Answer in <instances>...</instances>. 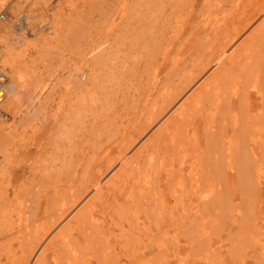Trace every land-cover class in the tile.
Segmentation results:
<instances>
[{"label":"bare ground","instance_id":"bare-ground-1","mask_svg":"<svg viewBox=\"0 0 264 264\" xmlns=\"http://www.w3.org/2000/svg\"><path fill=\"white\" fill-rule=\"evenodd\" d=\"M103 1L96 38L81 11L56 29L82 61L56 111L27 58L10 75L0 63V264H173L166 249L174 264H264V0L169 1L146 92L119 117L101 105L107 126L86 145L98 116L77 89L96 86L123 37L157 26L149 0Z\"/></svg>","mask_w":264,"mask_h":264},{"label":"rangeland","instance_id":"rangeland-1","mask_svg":"<svg viewBox=\"0 0 264 264\" xmlns=\"http://www.w3.org/2000/svg\"><path fill=\"white\" fill-rule=\"evenodd\" d=\"M77 1L78 0H74V2L77 4V5H75V3H73V0H68L69 3L67 2V0H40V1H36V2L33 0L30 3L27 0H0V13L3 11L0 15L3 14V15H5V18H6L4 21H1V19H0V29L3 31V32H0V63L4 64V66H6V68H8L9 75H10V65H11L12 61L16 57H18V58L21 57L22 61H24V59L27 58L29 63L33 65V69L37 72L36 75L38 74V76H41L44 78V84H43L45 86L44 91H46V92L48 91L49 94H51L53 92L49 97H50V99H51L50 101L52 102V105H53L52 109H55V111H56L57 107L59 106V104L62 101H64L65 98H63L62 96L64 95L66 90L69 91L73 87L74 83L72 81V78L69 75L70 67L72 69H74L76 67L78 68L79 65L82 63V61L80 60V57L77 53V50H78L77 49L78 48L77 43L74 42L70 37L66 38L64 35L63 36L60 34L58 35L56 29L58 27H60L64 22H66L67 19L69 21V15H68L69 13L73 12L74 13L73 17H76L77 13L81 11V13L86 14V20L92 22V24H93V28H92L93 36H94V38H96L98 27L100 24L102 25V23L104 21V19H101L98 15L99 11L101 10L100 8H103V7L107 8L110 5V3L108 1L106 2L103 0H90V1L89 0L88 1L79 0L78 2ZM122 1L120 3L118 0V4L120 6L123 5ZM169 1H171V0H168V2H167V0L166 1H164V0H156V1L155 0H149V2L147 4V6H149V7L147 10H149V11L151 10V12L152 11L153 12H152V15L150 16V19L148 21H151V20L154 21L155 20L154 22H152V24H156L155 22H157V26L151 25L150 22L146 23L147 26H149L148 28L151 29V31L149 30V31H146V33H145L147 39L141 38V39L133 40L135 37H138L140 30L138 31V33L136 32L135 37H133L132 34H129L128 36H126V38L123 37L124 45H123L122 49L116 48L118 50L114 51L115 54L112 53V56H110V59L106 60L107 62H106V66L104 67V70H102L101 73H98V76H96V74H95V77H96L95 83L98 82V83H96V86L93 87L92 85H90L91 83H86L84 85V87H86L85 88L86 90H84L85 95H83V91L81 92L80 89H77V92L79 93V97H80V94H82L81 96L83 98V101L88 102V105H86L87 112L85 113V116H89L87 114H90V113H97L96 116H98L97 120L93 119L91 115H90L91 118L90 117L88 118V119H92V120L87 121L88 131L86 133L87 136L85 135L86 145L87 144L90 145L91 143L94 142V140L96 138L99 137V128L101 130L105 129L104 125H106V123L104 124L103 121L106 119V117L105 116L102 117V116H103V112L106 113L107 111H105L104 107H102L101 105L104 104L105 107L108 109L113 107V109H115L118 112V117H119L120 114L122 113V111H120L121 108L126 107V105L130 101L132 102L136 96L137 97L143 96L144 93L146 92L147 84H148V78L152 76V73H151L152 72V70H151L152 64L151 63L153 61H155V57L157 56L156 51L158 50V47L161 43V40H159L160 37H157L156 31H157V29H159L158 27L164 26L163 24L165 23V21H164L165 18L168 19L169 17L172 16L170 14L171 6H172L171 3L174 1L172 0L171 3H169ZM165 2L167 3V5H165L166 4ZM72 5L75 7H73ZM173 6H174V4H173ZM61 8L63 9V11L59 10ZM27 10H28V12H27ZM30 10H32V12ZM36 11L39 15L36 13ZM159 11H161L162 13ZM151 12H150V14H151ZM43 13H45L46 15ZM91 13H92V15H91ZM65 15H67L66 16L67 18L65 17ZM157 15H159V16H157ZM58 16L64 17V21L62 22L63 18L61 19V17L59 20ZM56 17H58V18H56ZM151 17H153V18H151ZM48 18H49V21H48ZM41 19L43 22L40 21ZM56 19H58V20L56 21ZM9 23L12 25L11 29L14 28V30L20 34V35L18 34L20 38H19V41H17V42L15 41L18 45L17 50H16L17 52H14V54L11 53L8 56V55H6V52H2V49L6 45V41L2 38H4L3 33L6 32L4 26L6 24H9ZM49 24H51V25H49ZM56 25H57V27H56ZM150 25H151V27H150ZM152 27H153L154 31H152ZM100 28H101V26H100ZM145 28L146 27H141L140 29L142 31H145ZM18 30H20V31L18 32ZM146 30H147V28H146ZM55 31H56V33H55ZM89 33H91V32H89ZM24 34H25V36H24ZM142 34H144V33L142 32ZM53 35H54V37H53ZM55 35H57V36H55ZM51 37H53V38H51ZM46 38H47V41H46ZM118 45H120V44H118ZM19 47H21V48L23 47V49H21ZM128 53H130V54H128ZM58 55L60 57L61 56L62 57L60 58ZM68 55H69V57H68ZM18 58H16L17 60H14V61H18ZM69 58L71 60V63H70ZM64 62H66V63H64ZM75 62L77 63V65ZM61 64L63 66H61ZM166 71L167 70L162 72L160 75L162 77H164V73H166ZM73 73L76 74L75 71H73ZM45 79H47L48 82H45ZM89 81H90V79L87 82H89ZM71 82H72V85L69 84ZM224 82H226V80H222L223 84H224ZM58 83H59V85H58ZM46 84L48 86H46ZM65 84H68V86ZM87 87H89L90 89ZM220 87L224 88L225 84L220 86ZM51 89H53V90L51 91ZM110 96H111V98H110ZM53 97H54V99H53ZM9 99L10 98L8 97L7 101L4 104V107H6V103L8 102ZM108 100H109V102H108ZM4 107H3V109H5ZM90 107L93 109H96L97 111L92 112ZM6 110H5L6 112L0 111V122L2 121V118H3V121H9V119L7 118V117H9V115L7 114V112H8L7 107H6ZM119 112H121V113H119ZM9 118H11V117H9ZM94 120L99 122L98 127L95 125L92 126V123H94ZM90 123H91V125H90ZM100 124H101L102 128H101ZM110 133H112V130L102 134L101 136L106 137ZM89 135L90 136L92 135V136L90 137ZM0 155H1L0 156V163H2L3 156L1 153H0ZM20 173H23V172L21 171ZM27 175H30V174L27 172ZM20 177H21V175L19 174L18 176H16V179L18 180V179H20ZM14 181H16V180H14ZM135 213L136 212H134V214L132 213V216L135 215ZM98 219H101V217H99ZM125 228L127 229L128 227H125ZM116 232H117V234H119V232H122V231L118 229V230H116ZM184 243H185V241H184ZM167 244H169V241L167 242ZM186 249L187 248H183V250H181L182 253H187L188 249L187 250ZM166 250L168 251V253H167L168 257H170L169 261L174 264L175 263V256L172 255L173 250H170V249L169 250L166 249ZM171 255L174 257H171ZM164 263L167 264V262H164Z\"/></svg>","mask_w":264,"mask_h":264},{"label":"built area","instance_id":"built-area-1","mask_svg":"<svg viewBox=\"0 0 264 264\" xmlns=\"http://www.w3.org/2000/svg\"><path fill=\"white\" fill-rule=\"evenodd\" d=\"M4 79V77H3V75H2V72H1V70H0V85L1 84H3L5 81L3 80ZM0 93H1V91H0ZM1 96H0V100H1ZM1 103V102H0Z\"/></svg>","mask_w":264,"mask_h":264}]
</instances>
